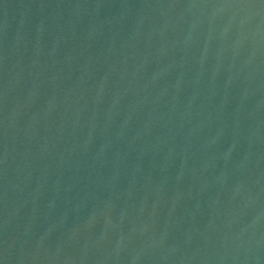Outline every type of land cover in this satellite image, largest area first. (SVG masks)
I'll return each instance as SVG.
<instances>
[{"label":"water","instance_id":"obj_1","mask_svg":"<svg viewBox=\"0 0 264 264\" xmlns=\"http://www.w3.org/2000/svg\"><path fill=\"white\" fill-rule=\"evenodd\" d=\"M0 264H264V0H0Z\"/></svg>","mask_w":264,"mask_h":264}]
</instances>
